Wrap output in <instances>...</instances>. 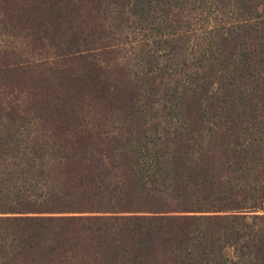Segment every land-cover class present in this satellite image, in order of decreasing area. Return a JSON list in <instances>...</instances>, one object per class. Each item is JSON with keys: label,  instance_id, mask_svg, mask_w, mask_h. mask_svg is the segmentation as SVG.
I'll list each match as a JSON object with an SVG mask.
<instances>
[{"label": "trees", "instance_id": "trees-1", "mask_svg": "<svg viewBox=\"0 0 264 264\" xmlns=\"http://www.w3.org/2000/svg\"><path fill=\"white\" fill-rule=\"evenodd\" d=\"M0 264H264V0H0Z\"/></svg>", "mask_w": 264, "mask_h": 264}]
</instances>
